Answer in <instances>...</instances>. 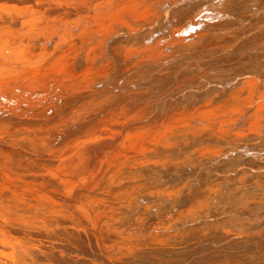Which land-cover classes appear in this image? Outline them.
Here are the masks:
<instances>
[{"label":"rangeland","instance_id":"rangeland-1","mask_svg":"<svg viewBox=\"0 0 264 264\" xmlns=\"http://www.w3.org/2000/svg\"><path fill=\"white\" fill-rule=\"evenodd\" d=\"M226 1L0 0V77L12 76L22 96L14 107L0 102L6 113L0 116L4 264H126L108 261L121 252L131 264H192L203 253L208 264H217L215 252L222 250L226 264H244L247 251L264 247L234 237L252 232L241 221L262 232L254 199L264 197L252 193L264 190V162L258 160L264 142L232 136L264 124V109L255 105L256 89L264 86V0H247L231 14L222 8L235 26L193 24L198 13ZM137 27L144 31L130 34ZM90 28L96 38L89 42ZM191 33L200 41L175 48ZM214 45L219 50L208 57L184 58ZM107 57L116 67L109 68ZM33 69L42 74L30 88ZM114 81L117 89L107 88ZM61 95L69 98L54 118L10 110L41 105L46 97L41 111L47 113ZM214 131L230 141L210 145ZM187 153L199 162L207 154L212 173L192 178L183 206L173 208L171 181L184 164L168 169L167 162ZM149 164L159 169L152 186L137 177L125 184L128 172ZM206 192L219 193L215 204L230 207L205 209L211 233L190 238L183 219Z\"/></svg>","mask_w":264,"mask_h":264},{"label":"bare ground","instance_id":"bare-ground-1","mask_svg":"<svg viewBox=\"0 0 264 264\" xmlns=\"http://www.w3.org/2000/svg\"><path fill=\"white\" fill-rule=\"evenodd\" d=\"M227 1H229L228 4H227ZM227 1H226L225 5H222V3L219 4V5L215 4V6L208 7L204 11L198 13L196 15V17H195V20H194L193 24L204 25V24H206L209 21H216V23H220L222 25H228L230 27L237 25L238 24L237 21L235 19H233L232 17H228V16L224 15L221 9L224 8L225 11H227L228 13L231 14L233 12V9L238 8V7H242V5L247 3V0H227ZM245 8H246V6L243 7L242 9H245ZM61 14H62L61 17H64V16L67 17L68 16L66 13H61ZM107 18H108L107 16L103 17L104 20H106ZM62 25H64V24H62ZM135 31H144V29H143V27H137L136 30L131 31L130 34L134 33ZM185 35H187V36H185L184 38H182V39L177 41V46L175 48H182V51L183 50H188L187 49L188 44H192L195 39H196L197 42L200 41L199 39H197L198 36L194 35L193 33L185 34ZM188 35H190L191 38H188ZM94 38H96V33L94 32L93 29L90 28L89 31H88L87 39L90 42ZM128 41L129 42H133L134 41V37L133 36H129L128 37ZM168 45H170V44H167L166 47ZM65 50L67 51V50H69V48H67ZM217 50H219V46L218 45H214V46H212V47H210L208 49H204L203 48L201 51L195 52L193 54L192 53H186L184 58L186 60H188V56L190 58H202L203 56L208 57V56L214 54ZM204 52H205V54H204ZM106 60H108L110 62L109 68L113 69L114 67H116L114 61L111 60L109 57H107ZM23 68H24V70L26 69V65L25 64H23ZM35 70L36 69L31 70L32 74H33V72ZM34 73H36V74L33 75L32 79H27L29 84L28 85L26 84V85L27 86L30 85V88L32 87V85H31L32 83H37L40 80V76L42 74V73L38 74L37 71L34 72ZM176 73H177L176 70H173L172 73L169 74L168 76H171L172 74H176ZM51 74H54V73H51ZM11 79H13L12 76H10L8 78L0 77V92H1L0 102H3L1 104H4V105H5V103H7L6 106L8 108H9L8 105H10V107H14L15 105H17V100L21 99V97H22L21 93H19L20 91L18 93L14 92L15 91V88H14L15 86L13 87V85H12L13 81H11V83H10ZM18 80L14 81V82L17 83ZM160 80L161 79L156 80V81H160ZM4 81L5 82L9 81V82L5 83ZM59 82L60 81L58 80L57 83H59ZM24 83H26V82H24ZM115 84H116V82L114 81L107 88H112V89L116 88L117 89L118 85L116 86ZM117 84H119V83H117ZM56 85H54V86H56ZM119 86H120V84H119ZM18 87H17V89H18ZM23 87L25 89L24 84L20 87L22 89V91H23L22 93H24ZM162 88H164V87L162 86L161 89ZM27 89H28V87H27ZM57 90H59V89H57ZM256 91L257 92H261V93L257 94L258 100H257L255 105L257 106L258 110H261V108L264 109V86L263 87L259 86L258 89H256ZM57 92H55V93H57ZM61 92H59V94ZM54 95L55 94H53V96ZM53 96L50 97V98H54ZM23 97H24V95H23ZM61 97L62 98L60 99V97L55 96V98L52 99L51 104H53L54 106L51 107L50 111H52V112L54 111L53 115H51L50 111H48L47 113H46V111H44V112L41 111V107H44V105H46V103H47L46 100H44L46 97L41 99V100H43L42 101L43 103L41 105H40L41 101L36 102V105H34L33 104L34 102L32 101L33 103L28 106L29 109H26V108H22L21 109V107H19V109L11 108L10 110L12 111V109H14V111H12V113H14V112L18 113L17 116H22V115L27 114V116L30 117V118H38V117L40 118V117H43L44 115H45V118H52V117L54 118L56 116V114H57L55 112V110L60 109L61 108L60 105L63 102V100H65L66 98L67 99L69 98V96H65V95H61ZM23 100H25V99H23ZM261 101L263 102L262 105L258 106V103H260ZM27 104H28V102H27ZM27 104H24V105H27ZM3 111H6V110L3 108ZM1 112L2 111L0 110V116H1V119H3V117L6 115V113L1 114ZM58 112H60V111H58ZM231 119H232L231 115H228L226 121L228 123L232 122ZM7 120H9V119L5 118V120L1 123V125H4V126L7 125L8 124V123H6ZM193 122H195V120H193ZM257 128L258 129H255L253 131H249V132H247L245 134H243L241 132H235V133H232V136H236L238 139L239 138H244L245 140H250L252 144H261V143L264 142V124H263V122L258 124ZM261 130H263V133H262ZM225 131L227 132L228 130H225ZM214 132L215 133L211 136V139L209 140L210 141V145H212V146H223V143L230 141V137L225 135L224 133H217L216 131H214ZM36 133H41V130L37 129ZM256 137H258V138H256ZM46 154L51 155V153H46ZM258 160L264 162V158H260ZM97 161H98V159H97ZM199 161L200 160L197 158V156H195L193 154H190V153L178 155L176 158H172V159L168 160V162H167V168L168 169L174 167L176 164H184V169H181L180 173L175 177V179H173L171 181V188H172L173 196L171 197V199L169 201V205H171L173 208H175V207L180 208V207L183 206L187 195H189L190 187L194 186V184L191 181L192 178L205 177L207 174H209V176L211 175L210 173H212L213 164H212V161L207 157V154L204 155L202 162H199ZM94 162H96V161H94ZM224 165L226 166L225 163H223L221 166L223 167ZM92 167H94V165ZM92 170H94V169L92 168ZM158 170L159 169L157 167H155L154 165H152V164L144 165L142 167L135 168V169L131 170L130 172L127 173L126 177L129 178V179L130 178H134V177L143 178L142 181L146 185L152 186L153 184L150 181V179L155 174H157L156 172ZM260 181L264 182V175L262 176ZM130 183H133V181L131 179L127 180L125 182V184H130ZM191 191H192L191 194L194 195L193 189H191ZM256 191L260 192L262 194V197H264V190H262V189L254 190L252 194H254ZM234 192L236 193V195L239 198L241 197L242 192L239 189H234ZM220 197H221V195L219 193L206 192L205 194L201 195L197 199L195 204H193L191 206L188 214L183 219V220H186L189 223L188 230H189L190 238L193 237V233L195 235L200 234V235H203V236L207 235L208 233H211V231H209V229H207L208 220L206 219V217H204L202 215V212L205 209H207L209 207H212V206H216L214 211H216L218 208H221V207H230V205H229V203L227 201H223V202H220L218 204H215L220 199ZM254 202H255V204H257V209L259 210L258 214L262 216L261 222L258 223V224H262V226H261L262 232H257L256 230H253L254 227L248 226L247 222L241 221L239 226L242 227L244 230L246 229L245 231L252 230V232H244L240 236H234L235 238H239L240 239L239 243H242L243 241H246V240H258V241H262L264 243V219H263L264 202H262V201L260 202L259 199H257V198L254 199ZM181 221L182 220H180V222ZM18 228H21V227L18 226ZM69 231L67 230V232H69ZM72 231H74V229L71 228V232ZM71 232H69V234H71ZM213 234L217 235L216 233H213ZM186 241H188V240H186ZM133 244L137 245V242L133 241ZM138 246H134V247H138ZM226 251L227 250H222V251L215 252V257L213 259L217 262V264H226L228 262L227 255H226L227 252ZM247 253H249L250 255H249V257H247L245 259L244 264H264V247L263 246H260L259 248H256V249H253L252 251H247ZM125 254L124 253L122 254V252H121V255L119 257H116V255H114V254H111L108 257L109 258L108 261L116 262V261L122 260L123 263L126 262V264H131V260H130L131 257L128 255V253L126 255ZM0 263L4 264V261L2 260L1 257H0ZM192 264H208V261L206 260V254L203 253V254L194 255L192 257Z\"/></svg>","mask_w":264,"mask_h":264}]
</instances>
